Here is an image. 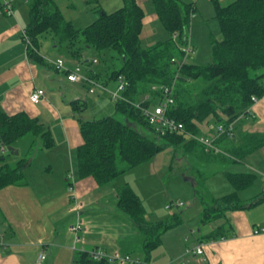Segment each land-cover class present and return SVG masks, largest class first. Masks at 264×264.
<instances>
[{
  "label": "trees",
  "instance_id": "obj_1",
  "mask_svg": "<svg viewBox=\"0 0 264 264\" xmlns=\"http://www.w3.org/2000/svg\"><path fill=\"white\" fill-rule=\"evenodd\" d=\"M29 23L26 32L31 40L27 47L29 59L38 64L45 61L39 55V38L52 34L60 43H67L71 55L81 58L83 49L97 52L112 50L124 57V65L112 72L109 81L118 83L123 76L127 84L126 101L114 102L115 116L85 121L80 116L84 103L73 102V110L80 124L84 143L78 148L79 178L93 177L99 185L115 181L126 172L144 164L161 151L174 147L206 162L230 165L264 147V132L242 134L237 143L223 149L225 154L207 152L202 144L187 134L203 135L201 125L210 118L214 123L229 125L247 115L252 98L264 97V0H235L223 6L212 0L215 18L219 21L222 38H212V61L198 64L183 60L182 45L187 38L195 3L181 0H152L160 22L169 38L150 48L141 43L144 11L137 0H123V6L107 13L98 3L91 1L99 18L84 29H77L65 18L54 0H28ZM178 34V40L173 35ZM85 47V48H84ZM175 59V62L172 60ZM98 61V60H97ZM152 86H174L175 104L169 115L184 125L182 132L169 133L161 138L150 125L144 111L137 108L149 98L157 99L160 92ZM149 101L142 104L147 107ZM32 137L35 151L37 140L42 148L54 147L52 134L37 119L26 113L8 115L0 110V143L16 148L17 143ZM222 137L219 146L227 142ZM29 159L18 158L9 151L0 153V190L25 182V167ZM226 178L235 189L221 198L196 197L203 205L201 223L207 225L225 219L228 213L253 208L264 202V191L249 201L240 192L251 187L257 176L253 173L227 172ZM204 181V179H201ZM121 211L134 223L142 235L145 262L162 244V236L183 222L180 214L170 219L149 222L143 203L133 188L126 184L117 191ZM230 229L223 224L204 237L220 240L229 235ZM73 264H112L109 260L94 261L88 252H76Z\"/></svg>",
  "mask_w": 264,
  "mask_h": 264
},
{
  "label": "crops",
  "instance_id": "obj_2",
  "mask_svg": "<svg viewBox=\"0 0 264 264\" xmlns=\"http://www.w3.org/2000/svg\"><path fill=\"white\" fill-rule=\"evenodd\" d=\"M9 1L13 6V16H8L0 10V110L8 115L26 113L29 117L37 119L52 134L55 145L49 149L52 150V153H49L52 158L49 164L47 162L32 172L37 157L44 154L42 141L37 140L33 154H30L34 144L32 137H28L23 147V139L17 143L19 154L16 157L29 159L25 175L30 173L34 180L30 182L26 178L23 184L0 190V227L5 231L4 246L0 247V264H73L76 251L69 227L76 219L74 198L83 205L81 219L85 241L83 247L86 250L102 249L111 255H129L134 260L145 262L142 235L121 211L117 191L126 184L130 185L144 205L141 195L127 174L132 170L157 173V159L154 158L153 161L126 172L106 185H99L93 177L79 178L77 151L84 141L72 104L81 100L77 87L79 82L68 81L66 73L56 69L51 63L56 57H60L61 53L38 50L43 59L52 58V61H48L52 66L51 70L48 64H38L29 59L27 45L23 39V31L26 30L30 17L29 2ZM54 1L65 18L77 29H84L99 18L91 1L98 3L107 13L123 6V0ZM196 1L197 15L191 19L192 30L202 19L207 22L208 17L215 14L212 0H205L201 7V0ZM218 1L226 6L235 0ZM137 2L144 11L142 46L143 37L148 38L149 45L167 40L169 35L154 10L152 0ZM200 14L201 17L198 16ZM57 42L59 41L54 37L52 44ZM90 49L87 47L85 52L82 51L79 61L78 58H73L77 60V64H85L84 66L93 72L98 62L94 63L96 57L88 55L90 53L87 50ZM192 61L196 62L195 59ZM36 89L46 92L45 98L39 104L30 100ZM213 121L214 119L210 118L201 125L203 135L212 133L215 128ZM261 132H264V97L252 107L250 115L240 117L235 122L233 139H228L220 147L223 150L234 145L242 134ZM247 158L243 160L245 169L252 171L248 173L260 175L264 182V147ZM228 169L224 168L212 177L211 197L221 198L235 191L225 176L230 172ZM246 189L241 191L242 194L240 192L241 197L246 194ZM262 191L264 187L258 194L244 201L251 200ZM180 210L175 213L166 212L162 219L157 218L159 220H153L151 214L146 212L147 220L153 223L170 219L175 214H180L183 218L181 225L162 236V244L152 252L150 261L145 262L146 264H264V232L254 233L264 228V202L253 208L228 213L217 227L226 224L230 229L229 235L210 241L204 237L217 227L198 237L196 231L190 228L192 225L187 211ZM198 231L201 232V229ZM189 233L193 238L189 237ZM198 243H204L202 255L196 253ZM42 252L46 253L47 258L39 261Z\"/></svg>",
  "mask_w": 264,
  "mask_h": 264
},
{
  "label": "rangeland",
  "instance_id": "obj_3",
  "mask_svg": "<svg viewBox=\"0 0 264 264\" xmlns=\"http://www.w3.org/2000/svg\"><path fill=\"white\" fill-rule=\"evenodd\" d=\"M204 2L205 0H201L199 2V7H201ZM185 3H198V1L192 0L186 1ZM211 3L213 4V2ZM204 11L205 8L202 12ZM194 15L197 14L195 13ZM198 16L201 17V14ZM201 21L202 22H198V24L194 26V30H192L190 24L188 31L190 40L192 39L195 48L192 59H195L198 64H207L212 61L211 39H221L222 33L219 21L215 18V14H213V17H208L207 22H203V19ZM39 39V49L41 51L61 53L60 57H56L55 61L58 59L62 60L65 67L70 70H75L79 67L80 73L86 78H90L95 82L105 85L109 91L117 90L118 83L109 81V78L112 72L119 70L124 65V57L119 56L112 50L97 52L91 48L87 50L88 53H90L88 55H91L93 58L96 57V60H98V64H95L93 72H91L84 66L85 64H77V60L79 61L80 58L77 60L73 58L68 50L67 43L57 42V44H52V39H54V37L51 34H44ZM142 39L144 48L153 46L151 45L152 43H150V45L148 44L150 41H148L147 37H143ZM55 45L57 48L54 49ZM183 46L184 45H182V47ZM83 50L85 52L86 48ZM44 61L48 64V67H51L49 68L51 70L52 66L48 61H52V58L46 57ZM77 87L81 95L80 101L85 104L81 107L83 110H80V116L85 121L99 120L109 116H115L120 120L123 119L121 115L115 114L114 101H112L107 92L94 88L95 93L92 94L90 89L93 87L87 83H84V85L79 83ZM213 124L216 126L215 123ZM27 139L29 138H23L24 142L22 141V147L28 141ZM43 153L44 154L37 157L32 172L37 171L41 165H45L47 162L49 164L50 160H52L49 154L52 153V150L44 149ZM155 159H157V173L151 171L136 172L137 170H132V172L127 174V177L133 182L135 189L141 195L146 212L151 214L153 220H159L163 218V214L166 212H177L178 209L176 207L167 210L166 207L169 204L172 203L176 205L183 202L184 205L180 208V211H187L190 224L192 225L190 228L196 231L198 237L208 234L217 227L219 223H222V221L218 220L208 225L201 224L200 213L203 208L200 200L196 197L195 190H198L201 196L208 198V196L211 195L210 190H213L212 177L224 168H229L228 170L233 173L252 172L251 170L248 171L245 169L243 162L230 165L206 162V160L198 159L194 155H189L183 149L174 147L161 151L155 156ZM26 178L30 182L34 180V176L30 173L29 175L27 174ZM201 179H204V181ZM263 187L264 182L261 176L257 175L254 184L245 190L246 194H243L241 198L243 200H248L251 196L258 194ZM113 220L115 221L116 219ZM200 229L201 232L198 231ZM189 237L193 238L190 233ZM112 264L118 263L112 262Z\"/></svg>",
  "mask_w": 264,
  "mask_h": 264
},
{
  "label": "built area",
  "instance_id": "obj_4",
  "mask_svg": "<svg viewBox=\"0 0 264 264\" xmlns=\"http://www.w3.org/2000/svg\"><path fill=\"white\" fill-rule=\"evenodd\" d=\"M0 10L4 11L8 16H13V6L9 0H3L0 2ZM195 15L193 14L191 19H193ZM187 38L182 47L183 51V60L181 64L187 63L189 60L192 59L194 54V46L190 40L189 31H187ZM179 35H173L174 40H178ZM23 39L26 43L27 47L31 46V40L27 35L26 30L23 31ZM176 60L173 59L172 62ZM97 60H94V63H97ZM52 64L58 70H62L66 73L67 80L70 82H79V83H87L90 84L93 88L90 89L91 93H94V88H98L104 92H107L114 102L119 101H126L127 99L124 96V92L126 90L127 84L123 76H119L118 78V87L116 91H109L105 85L95 82L90 78H86L80 73V68L77 67L75 70H70L69 68L65 67V64L62 60L53 61ZM151 90L154 92H160V97L157 99H150L149 96L146 97L142 103H136L135 105L137 108H140L144 111L148 122L152 125L158 134V137L161 138L169 133H176L182 132L184 130V125L179 122L177 119L169 115V110L175 104L174 98V86H152ZM46 96V92L42 89H36L30 96V100L34 104H39ZM147 100L149 101V105L147 107H142L143 103H146ZM259 101L258 98H252V105L247 110V115L251 114L252 107ZM244 117V116H242ZM235 135V123H231L229 125L225 124H218L212 130V133L209 135H193L187 134L190 139H194L202 144L207 152H213L215 154H225L224 151L221 149L219 144L217 143L222 137L227 139H233ZM8 148L4 143H0V153L4 154L8 152ZM264 179V177H263ZM75 200V213L76 219L75 222L72 223L69 227V232L73 235L74 238V251L76 252H88L89 256L94 261L100 260H109L111 262H116L118 264H146L145 262H141L139 260H134L129 255H121V254H108L106 251L102 249H93V250H86L83 247L84 244V236H83V220L81 219V211L83 210V205L78 202L76 198ZM183 202L178 204H169L166 208L170 210L171 208L176 207L180 209L183 207ZM264 232V228H261L255 231V234ZM5 237V231L0 227V247L4 246L3 240ZM187 252H190L187 250ZM196 253L198 255H202L204 253V243H198L196 246ZM47 258L46 253L42 252L39 255V261H44Z\"/></svg>",
  "mask_w": 264,
  "mask_h": 264
},
{
  "label": "water",
  "instance_id": "obj_5",
  "mask_svg": "<svg viewBox=\"0 0 264 264\" xmlns=\"http://www.w3.org/2000/svg\"><path fill=\"white\" fill-rule=\"evenodd\" d=\"M7 150H8L11 154H15V155H18V154H19V151H18L16 148H14V147H9Z\"/></svg>",
  "mask_w": 264,
  "mask_h": 264
}]
</instances>
